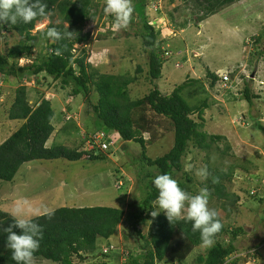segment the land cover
I'll return each mask as SVG.
<instances>
[{
  "label": "rangeland",
  "instance_id": "1",
  "mask_svg": "<svg viewBox=\"0 0 264 264\" xmlns=\"http://www.w3.org/2000/svg\"><path fill=\"white\" fill-rule=\"evenodd\" d=\"M95 2L97 18L84 26V32L89 33V40L83 46L88 70L94 80L100 75L132 78L133 82L128 86L130 98H143L157 81L151 82L148 76L147 55L142 40L135 35L136 23L127 28H115L114 22H109L110 15L100 16L105 0ZM192 7L191 0H149L146 9L149 22L160 30L158 38L162 40L163 49L171 52L158 87L170 94L188 77L197 79L185 88L183 95L192 104L207 100L203 121L197 114L193 118L202 122L201 131L220 136L207 150L191 143L184 160L186 175L181 177L182 189L189 195L206 191L209 207L218 212L229 232L242 230L234 239L240 264H264V220L259 215L262 206L259 198L264 197V134L254 124L257 119L264 126V54L260 57L264 51V0H237L199 23L195 21ZM60 22L58 17L47 18L36 24L33 34L45 30L50 23L58 25ZM38 40L35 57L46 56L51 40L42 35H38ZM19 41L17 34L10 35L0 40V48L6 52ZM80 48L78 46L74 51L76 56L81 54ZM32 60L22 59L20 65H31ZM209 71L219 77L214 86L207 76ZM224 76H228L226 81ZM246 77L252 80L248 85L258 96L253 99L252 107L243 93ZM20 86H26L30 104L35 106L42 98L52 102L56 112L55 131L48 146L63 144L69 148L90 149V145L86 147L84 143L96 132L93 106L98 97L94 86L87 102L85 93L73 96L71 87L64 88L60 80L46 77L44 73L30 78L0 76V144L22 124L9 119V110ZM140 112L135 113V119L145 116L147 122V132L143 134L147 141V156L161 157L174 145L173 125L149 107L143 109L144 114ZM109 136L112 147L104 152L105 161L55 159L25 163L13 181L0 180V209L12 213L17 204H23V214L27 218L63 205L120 204L126 214L135 212L154 187L152 180L159 174V169L147 163L138 143L121 140L117 134ZM202 168H207V178L196 175ZM231 168L234 169L233 178L225 181L230 198L219 199L208 185L211 171H229ZM121 182L123 185L119 187ZM154 207L155 212L160 211L157 215L165 214L156 204ZM144 217L138 229L149 237L153 224L149 217ZM121 225L110 241L99 238L97 242L101 248L112 243L111 250L103 252L114 253L105 256L95 251L93 255L86 254L82 261L75 256L73 264H129L134 257L142 258L145 241L138 237L128 219ZM229 232L220 239L225 246L230 243ZM129 250L134 255L127 257ZM206 250L200 246L182 262L166 260L156 264H195L197 255ZM33 264L55 263L33 259Z\"/></svg>",
  "mask_w": 264,
  "mask_h": 264
},
{
  "label": "trees",
  "instance_id": "2",
  "mask_svg": "<svg viewBox=\"0 0 264 264\" xmlns=\"http://www.w3.org/2000/svg\"><path fill=\"white\" fill-rule=\"evenodd\" d=\"M191 1L192 12L196 14L195 21L199 23L237 0ZM43 2L47 5L45 16H38L28 24L20 22L17 25L0 26V40L7 39L13 34L20 37L19 43L9 47L8 51L3 52L0 48V76L30 78L31 75L44 73L46 77L60 80L64 88L71 87L73 96L85 93L87 102H89L88 96L94 92L95 88L98 97L97 103L93 106L94 116L97 118L96 132L90 138L86 136L88 140L84 138L86 147L87 144L92 145L90 149L69 148L63 144L48 146L47 142L55 131L53 120L56 112L52 102L50 99L42 98L34 106L29 102L26 86H20L9 110V119L21 121L22 124L0 144V180L13 181L25 163L35 160L105 161L107 159L104 152L108 149L103 148L102 144L109 145L111 149L109 135L117 134L121 140L138 143L142 147V156L147 163L158 168L159 174H170L183 188L184 183L181 177L186 175L184 160L191 143L207 150L220 139V136L201 131L202 122L193 118V115L197 114L203 121L205 109L208 108L207 100L192 104L183 95L185 88L196 83L197 79L188 77L186 82L176 86L170 94L158 87L164 64L171 52L163 49L162 40L158 38L160 30L147 18L146 9L149 0H132L133 13L129 24L136 23L135 35L142 40L147 55L148 76L151 82H157L147 95L136 100L131 99L129 95L128 86L133 82L132 78L121 79L115 75H100L97 80H94L93 74L91 75L88 70L86 50L83 46L89 40V33L84 32V26L93 23L97 18L98 9L95 0H43ZM104 14L103 12L100 16ZM55 17L60 18V24L50 23L45 30L33 34L37 23ZM110 20L114 22L111 15L109 22ZM49 28H56L62 34L70 32L71 35L57 41L50 38L48 54L35 57L34 50L39 45L38 35L47 37ZM78 46L81 47V54L76 56L74 51ZM263 54L264 51H261L260 57ZM22 59L34 60L31 65L21 66ZM207 76L211 78V86L219 80L213 72L209 71ZM250 81L252 80L246 77L243 93L249 106L252 107L253 99L258 96L252 93L248 85ZM232 87L233 84H231ZM146 107L155 114L167 118L173 125L174 145L167 153L156 159L147 156V141L143 137L144 132H147L145 116L135 119V113L141 111L140 114H144L143 109ZM254 124L256 129L264 134L261 121L256 119ZM233 170L231 168L229 171H211L208 185L217 198H230L225 181H231ZM157 195L158 190L153 187L145 199L138 204L136 211L128 214L120 204L116 206L63 205L54 209L51 219H48L44 213L31 218L41 225L43 233L39 249L35 252L33 259H44L55 264H73L75 256L82 261L86 254L93 255L95 251L109 256L114 252L105 254L103 251L111 250L112 243L108 242L101 248L97 246L98 239L110 241L111 237L118 232L119 226H122L124 219H128L138 237L145 241V245L142 246L145 251L143 257L140 259L134 257L129 264H156L166 260L173 263L184 261L194 249L202 246L200 234L192 231L190 222L183 220L171 222L165 214L152 216ZM259 202L262 204L259 215L261 220H264V197L259 198ZM10 214L0 209V264H15V261L11 259L10 250L5 247L7 237L5 230L14 223ZM144 216L149 217L153 224L149 237L138 229L139 223L145 220ZM218 218L222 228L214 237L215 243L207 248L206 252L197 255L195 264H240L241 259L237 256L238 248L234 239L242 230L238 228L230 233L221 218L219 216ZM13 230L17 233L21 231L19 228H13ZM228 232L231 234L230 243L225 246L220 239ZM129 255L133 256L134 253L131 254L129 250L127 257Z\"/></svg>",
  "mask_w": 264,
  "mask_h": 264
},
{
  "label": "clouds",
  "instance_id": "3",
  "mask_svg": "<svg viewBox=\"0 0 264 264\" xmlns=\"http://www.w3.org/2000/svg\"><path fill=\"white\" fill-rule=\"evenodd\" d=\"M46 8L47 5L43 0H0V26L17 25L20 22L31 23L38 16H45ZM104 13L114 18L115 28H127L133 8L130 0H105ZM70 35V32L62 34L56 28H49L46 33V36L54 41ZM106 149L109 150L110 147ZM196 175L207 178V168L198 169ZM152 183L158 190L155 203L165 212L168 220L190 222L192 231L199 232L202 246L212 247L215 243L214 237L220 232L222 223L218 218V212L209 207L207 192L201 191L196 195H189L167 173L156 175ZM122 185L121 182L119 187ZM159 212L153 211L152 216H156ZM44 214L51 219L54 210H45ZM10 215L14 223L5 230L7 232L5 247L10 250L11 259L15 264H33L34 254L39 249L43 235L42 227L23 214V204H17L15 211ZM13 228H19L21 231L17 233Z\"/></svg>",
  "mask_w": 264,
  "mask_h": 264
},
{
  "label": "built area",
  "instance_id": "4",
  "mask_svg": "<svg viewBox=\"0 0 264 264\" xmlns=\"http://www.w3.org/2000/svg\"><path fill=\"white\" fill-rule=\"evenodd\" d=\"M227 77H228V76H226V77L224 76V81H226ZM227 81H229V80H227ZM230 84H231V81H230ZM103 147H104V148H107L108 146H107V144H103ZM105 251H107V250H105Z\"/></svg>",
  "mask_w": 264,
  "mask_h": 264
},
{
  "label": "bare ground",
  "instance_id": "5",
  "mask_svg": "<svg viewBox=\"0 0 264 264\" xmlns=\"http://www.w3.org/2000/svg\"><path fill=\"white\" fill-rule=\"evenodd\" d=\"M99 137H101V136H99ZM104 144H105V143H104ZM107 146L109 147V145H107ZM102 147H103V144H102ZM108 147H107V148H108ZM103 148H104V147H103ZM105 149H106V148H105Z\"/></svg>",
  "mask_w": 264,
  "mask_h": 264
}]
</instances>
